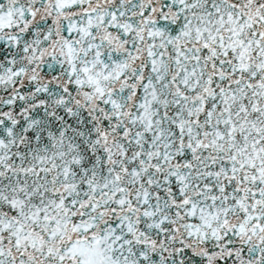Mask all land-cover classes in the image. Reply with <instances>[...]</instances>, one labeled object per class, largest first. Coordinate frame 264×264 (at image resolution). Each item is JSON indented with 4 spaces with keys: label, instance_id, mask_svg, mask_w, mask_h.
I'll return each mask as SVG.
<instances>
[{
    "label": "snow or ice",
    "instance_id": "snow-or-ice-1",
    "mask_svg": "<svg viewBox=\"0 0 264 264\" xmlns=\"http://www.w3.org/2000/svg\"><path fill=\"white\" fill-rule=\"evenodd\" d=\"M0 264H264V0H0Z\"/></svg>",
    "mask_w": 264,
    "mask_h": 264
}]
</instances>
